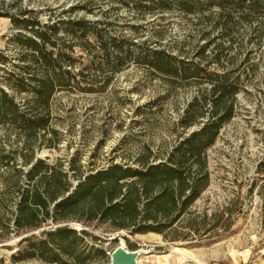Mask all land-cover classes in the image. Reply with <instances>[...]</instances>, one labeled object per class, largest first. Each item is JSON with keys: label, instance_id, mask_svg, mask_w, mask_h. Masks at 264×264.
Masks as SVG:
<instances>
[{"label": "rangeland", "instance_id": "1", "mask_svg": "<svg viewBox=\"0 0 264 264\" xmlns=\"http://www.w3.org/2000/svg\"><path fill=\"white\" fill-rule=\"evenodd\" d=\"M260 1L255 8L248 1L239 10L214 6L187 14L175 0H170L172 8L166 10L138 0H0V50L11 57L20 51L12 39L19 29L8 14L32 10L44 21L86 15L89 36L95 42L96 32H102L108 39L120 37L125 46H162L181 58L195 56L214 39L206 53L213 55L223 47L224 54L234 57L235 74H240L242 89L236 96L235 114L206 150L209 184L168 234L179 235L177 240L155 232L110 229L107 224L69 223L108 237L102 244L108 251L119 244L151 250L140 256L142 264H264V0ZM76 4L86 7L71 11ZM230 14L235 17L225 24ZM74 57L72 74L81 86L91 89H59L53 94L50 124L60 131L61 140L55 148L37 145V157L60 158L67 168L75 162L84 172L113 161L137 166L139 155L162 157L184 131L199 126L185 130L183 115L206 84L183 80V75L172 79L135 59L114 70L107 65L108 54L100 50L78 47ZM4 66L0 63V85L6 86L8 67ZM209 107L204 109L206 114ZM19 143L16 133L0 124V145L17 148ZM204 227L212 230L194 239L184 238ZM122 230L131 236L121 233L116 241L109 238ZM18 239L13 235L0 242V255L14 252L1 246Z\"/></svg>", "mask_w": 264, "mask_h": 264}, {"label": "trees", "instance_id": "2", "mask_svg": "<svg viewBox=\"0 0 264 264\" xmlns=\"http://www.w3.org/2000/svg\"><path fill=\"white\" fill-rule=\"evenodd\" d=\"M175 1L187 14L214 6L239 10L248 1L253 8L262 3ZM138 2L161 10L172 8L170 0ZM85 7L76 4L71 11ZM27 13L35 16L25 17ZM27 13L8 14L19 29L12 37L19 53L11 57L0 50V63L8 67L4 68L7 87L0 85V124L20 140L17 148L0 145V242L19 236L13 244L1 246L15 251L0 255V264H110L109 251L102 245L108 237L87 227L79 229L71 221L107 224L110 229L133 233L155 232L177 240L179 235L168 237L169 232L190 212L209 184L206 150L236 111V96L242 88L240 74L236 75L237 68L232 66L234 57L224 54L223 47L213 55L207 54L214 39L203 44L195 56L183 58L162 46H125L120 37L108 39L102 32H96L95 42L89 36L86 15L44 21L32 10ZM230 15L225 24L235 17ZM78 47L107 53V65L114 70L135 59L172 79L183 75V80L206 84L183 115L185 130L197 123L199 126L184 131L182 139L162 157L139 155L137 166L113 161L84 172L75 162L67 168L60 158L49 161L37 157V145L55 148L61 140L60 131L50 124L53 94L59 89H91L81 86V80L72 74ZM255 65L251 63L252 71ZM201 117L205 119L199 120ZM211 230L197 228L196 233L184 238L194 239Z\"/></svg>", "mask_w": 264, "mask_h": 264}, {"label": "water", "instance_id": "3", "mask_svg": "<svg viewBox=\"0 0 264 264\" xmlns=\"http://www.w3.org/2000/svg\"><path fill=\"white\" fill-rule=\"evenodd\" d=\"M71 193V192H70ZM69 193V194H70ZM130 237L131 235L126 231H120L110 235V239L114 240L120 238V234ZM151 250H145L143 248L129 249L124 244H119L109 251L110 264H142L139 259L143 253H150Z\"/></svg>", "mask_w": 264, "mask_h": 264}, {"label": "bare ground", "instance_id": "4", "mask_svg": "<svg viewBox=\"0 0 264 264\" xmlns=\"http://www.w3.org/2000/svg\"><path fill=\"white\" fill-rule=\"evenodd\" d=\"M160 255H161V254H160ZM160 255H159V256H160ZM163 256H165V257H168V255H167V254H164ZM165 257H164V258H165Z\"/></svg>", "mask_w": 264, "mask_h": 264}]
</instances>
